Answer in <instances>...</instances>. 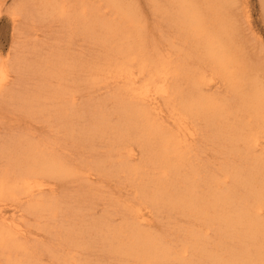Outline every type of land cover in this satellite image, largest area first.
<instances>
[{
    "label": "bare ground",
    "instance_id": "6f19581e",
    "mask_svg": "<svg viewBox=\"0 0 264 264\" xmlns=\"http://www.w3.org/2000/svg\"><path fill=\"white\" fill-rule=\"evenodd\" d=\"M74 1L21 0L9 10L13 22L58 19L65 39L81 32L105 52L96 67L58 51L36 65L40 79L18 98L20 111L40 113L50 136L81 153L73 158L50 136L26 131L0 138V264H44L42 253L51 264H81L71 253L85 251L99 254L96 264H264V86L236 51L223 2L169 0L163 13L181 45L171 40L173 54L165 55L145 44L123 0L106 3L110 21L99 4ZM9 77L0 61L3 98ZM107 80L123 84L111 109L79 106L78 83ZM218 83L229 93L204 92ZM206 128L216 165L192 144ZM97 176L126 179L132 198L86 217L85 203L106 195L100 187L73 203L55 192L59 181L84 187ZM8 203L17 208L12 218L3 213ZM26 214L55 246L31 237L42 234L28 228ZM158 214L172 219L169 230L152 228Z\"/></svg>",
    "mask_w": 264,
    "mask_h": 264
},
{
    "label": "rangeland",
    "instance_id": "374dc122",
    "mask_svg": "<svg viewBox=\"0 0 264 264\" xmlns=\"http://www.w3.org/2000/svg\"><path fill=\"white\" fill-rule=\"evenodd\" d=\"M19 1L21 0H0V61L5 62L8 66L10 83L5 89H11L9 98L7 96L3 98L4 90L0 91V138L4 140L9 135L26 131L31 132L35 136L43 137L45 141V138L51 135V127L48 125L47 119L38 112L28 114L20 111L18 101V98L25 93L23 90L33 88L36 79H40L39 74L41 75V73L35 70L36 65L41 64L50 56L55 60L54 55L56 56L58 51L61 50L59 53L66 55L68 52H71L78 56V58L75 57L74 59L83 61L86 64L92 62L96 67H101L104 64L103 55L105 49L99 44V40H93V44L91 41H84V36L81 32L74 31L73 33L75 34L72 38L65 39L67 26L63 27L58 19H49L46 23H41L37 19L31 21L30 19L22 20L19 17L18 20L13 22L9 10ZM65 1L69 4L75 2L74 0ZM84 1L99 4L101 6V13L99 15L104 14L108 16V18L106 16L105 18L109 20L110 9L106 3L113 0ZM123 1L126 3L125 6L133 7L138 18L137 21H139L144 29L145 44L148 46H157L158 50L165 55L173 54V50L169 47V42L172 40L176 45H181V42L178 39H174L177 34L173 31V22L163 13L166 9L171 10L172 5L168 4L170 1ZM219 1L223 2V8L229 21L227 23L229 27L228 32L231 33L230 36L235 43L236 51L244 62L254 70V77L264 86V0ZM199 10H201V7ZM122 85L120 82L112 83L110 80H107L105 83L98 82L94 87L90 88L86 84V81L80 82L77 84V102L80 103V107L90 104L96 108L107 107V109H111L114 96L119 92ZM218 85L219 83L210 89L205 86L204 92L212 95L229 93L226 85H221L222 87ZM226 99L228 100L229 98ZM238 116H242L244 120L247 117L243 113H238ZM199 127H202V124ZM210 133L211 130L206 128L204 132L195 136L192 144L196 146L198 154L200 155L199 157H201L203 162L216 165L217 160H219V158L215 157L216 149L218 151V148L209 141ZM50 140V144H56L55 146H58L61 151L67 149L70 144V142H66L67 140L64 141L61 139L60 136H50ZM62 142L65 144H62ZM80 146L77 143L72 144V146L68 147L70 151L68 153L72 154L73 158H77V155L81 153ZM99 150L101 151V149ZM88 154L90 153L84 152L82 156L87 157ZM95 178L92 184L84 187H81L82 185L80 183L74 182L71 179L59 181L55 186V192L59 195L64 192V197L70 196L68 201L73 203L76 199H87L89 197L88 189L90 186L96 185L100 187L106 195L104 199L99 198L94 200L92 206L84 202L87 208L86 217L100 216L113 200L125 202L132 198V195H130V185H128L126 179H118L116 177L108 179L98 176ZM78 194L82 198H79ZM63 200H66V198ZM11 210L16 211L17 208L10 206L9 203L3 207V213L9 218H12L10 217ZM112 220L113 222L119 221V216H112ZM35 223L36 221L31 216H26V224L29 225L28 228L42 234V236L31 235V237L36 239L40 237L39 240H41V243L55 246V244H52V239L49 234L43 235L42 231L40 232L34 228ZM152 224V228H155L156 231L165 232L171 228L172 219L169 220L165 214H158L153 219ZM79 253L72 252L71 254L79 258L81 264H96L100 259L98 253H90L87 251ZM40 257L44 264H51L47 253H42ZM107 262L110 263L111 259H107Z\"/></svg>",
    "mask_w": 264,
    "mask_h": 264
}]
</instances>
